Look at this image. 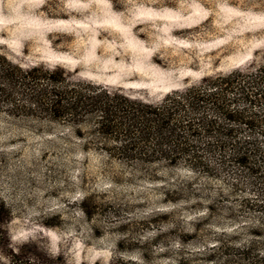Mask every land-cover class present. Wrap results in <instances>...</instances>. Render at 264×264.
<instances>
[{
    "label": "rangeland",
    "instance_id": "374dc122",
    "mask_svg": "<svg viewBox=\"0 0 264 264\" xmlns=\"http://www.w3.org/2000/svg\"><path fill=\"white\" fill-rule=\"evenodd\" d=\"M0 56L157 102L262 63L264 0H0ZM80 129L85 142L0 108V202L14 249L60 264H251L264 255V211L251 206L264 204V190L234 174L109 163Z\"/></svg>",
    "mask_w": 264,
    "mask_h": 264
},
{
    "label": "trees",
    "instance_id": "16d2710c",
    "mask_svg": "<svg viewBox=\"0 0 264 264\" xmlns=\"http://www.w3.org/2000/svg\"><path fill=\"white\" fill-rule=\"evenodd\" d=\"M174 89L149 102L76 78L63 67L23 69L0 56V108L7 116L65 125L80 142L87 140L80 129L87 126L94 151L109 163L188 169L215 179L234 174L264 190V61ZM81 150L88 153L85 143ZM251 206L264 211L263 203ZM81 213L88 216L84 207ZM9 219L0 202V264H60L35 248L30 254L27 246L14 249L4 230ZM251 264H264V255Z\"/></svg>",
    "mask_w": 264,
    "mask_h": 264
}]
</instances>
